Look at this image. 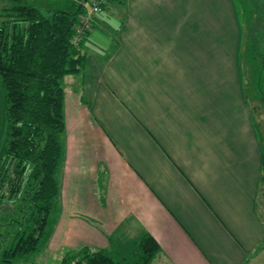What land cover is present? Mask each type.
I'll return each instance as SVG.
<instances>
[{
    "label": "crops",
    "instance_id": "crops-1",
    "mask_svg": "<svg viewBox=\"0 0 264 264\" xmlns=\"http://www.w3.org/2000/svg\"><path fill=\"white\" fill-rule=\"evenodd\" d=\"M86 43L64 86L46 260L83 246L133 259L149 233L150 264H264L263 149L233 0L107 2ZM5 130L3 99L0 145Z\"/></svg>",
    "mask_w": 264,
    "mask_h": 264
},
{
    "label": "trees",
    "instance_id": "trees-1",
    "mask_svg": "<svg viewBox=\"0 0 264 264\" xmlns=\"http://www.w3.org/2000/svg\"><path fill=\"white\" fill-rule=\"evenodd\" d=\"M37 1L0 0V88L6 116L0 145V213L8 212L0 225L9 226L0 234L5 240L3 248L0 244L3 264H26L25 258L42 240L58 194V137L65 128L63 79L82 72L86 64L89 32L73 42L85 3L76 0L75 11L68 12L41 8ZM258 101L264 106L263 95ZM158 251L157 241L145 233L133 259L83 246L63 250L59 264H150Z\"/></svg>",
    "mask_w": 264,
    "mask_h": 264
},
{
    "label": "rangeland",
    "instance_id": "rangeland-1",
    "mask_svg": "<svg viewBox=\"0 0 264 264\" xmlns=\"http://www.w3.org/2000/svg\"><path fill=\"white\" fill-rule=\"evenodd\" d=\"M84 3L87 6L89 0H84ZM233 3L237 14V20H239V24H241V55H240L242 62L241 65L243 66V68H245V70H248L250 73V80L246 85V87H249V93L247 91L249 97V104L251 106L249 107V109L254 118L253 123L257 124V125L255 124V126L259 140L261 138L260 143L264 147V110H263L264 106L263 103H258L259 102L258 99L262 95L264 98V0H233ZM37 4L44 9H61L68 12H73L76 9V0H38ZM105 5L102 6V9L105 7ZM112 5L113 4H111V6ZM110 9L106 8L105 12L107 14H110ZM94 22L95 20L93 21V23ZM72 76L74 75H69L64 77L63 87L64 86L66 87L67 82L70 83ZM257 78L260 81L259 83L257 82ZM2 103H3V93L0 88V106L2 105ZM254 105L256 106L255 108ZM61 134L62 133H60L58 137L60 145H62ZM262 197L259 200V208L264 217V197L263 198ZM7 214L8 212L5 211L4 213L3 212L0 213V224L6 220ZM50 227H51V222L49 225H47L43 237L48 233ZM7 228H9V226L0 225V234H3L4 233L3 230ZM43 237L38 245V249L25 258L26 264H59V260L63 253L62 252L63 250L58 251L62 253L54 254L53 251L52 255L47 254L46 256H49V259L46 260L45 252L43 249L45 243L43 241ZM129 239L130 238L128 237L127 241H129ZM0 244H1V248H3L5 245V240L2 239V237H0ZM0 264L3 263L0 262Z\"/></svg>",
    "mask_w": 264,
    "mask_h": 264
},
{
    "label": "built area",
    "instance_id": "built-area-1",
    "mask_svg": "<svg viewBox=\"0 0 264 264\" xmlns=\"http://www.w3.org/2000/svg\"><path fill=\"white\" fill-rule=\"evenodd\" d=\"M106 0H89L87 6H85V11L82 14L80 21L77 26H75V36L73 42L77 43L81 39V35L85 32L91 30L93 21L100 14L102 6L105 5Z\"/></svg>",
    "mask_w": 264,
    "mask_h": 264
},
{
    "label": "bare ground",
    "instance_id": "bare-ground-1",
    "mask_svg": "<svg viewBox=\"0 0 264 264\" xmlns=\"http://www.w3.org/2000/svg\"><path fill=\"white\" fill-rule=\"evenodd\" d=\"M106 2H107V1H106ZM78 3H79V4H83L84 2H83L82 0H79ZM105 4H106V3H105ZM85 6H86V4L83 5V12H82V14H83L84 11H85ZM101 10H102V9H101ZM82 14H81V16H82ZM81 16L79 17V21H80ZM91 29H92V27H91ZM89 31H91V30H89ZM89 31H88V32H89Z\"/></svg>",
    "mask_w": 264,
    "mask_h": 264
}]
</instances>
